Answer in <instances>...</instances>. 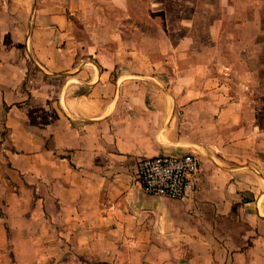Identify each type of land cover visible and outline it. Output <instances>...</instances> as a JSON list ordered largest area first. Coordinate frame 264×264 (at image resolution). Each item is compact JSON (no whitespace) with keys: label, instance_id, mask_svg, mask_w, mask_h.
<instances>
[{"label":"crops","instance_id":"crops-1","mask_svg":"<svg viewBox=\"0 0 264 264\" xmlns=\"http://www.w3.org/2000/svg\"><path fill=\"white\" fill-rule=\"evenodd\" d=\"M74 6L0 0V264H264L263 166L205 149L185 202L146 194L137 179L140 158L199 145L220 121L218 97L134 80L140 89L122 93L119 57L77 56ZM30 62L48 86L34 78L22 93Z\"/></svg>","mask_w":264,"mask_h":264},{"label":"rangeland","instance_id":"rangeland-1","mask_svg":"<svg viewBox=\"0 0 264 264\" xmlns=\"http://www.w3.org/2000/svg\"><path fill=\"white\" fill-rule=\"evenodd\" d=\"M121 1L115 6L113 0H93L90 7L73 0L77 56L103 63L107 57H119L115 70L125 77L120 83L122 93L129 86L131 93L140 89H134L133 80L158 94H168L175 86L212 92L218 97L214 111L218 108L220 121L195 137L203 146L180 143L175 152L194 151L199 157L207 149L227 158V152L238 151L237 158L247 160L244 165L251 163L255 170L264 167V161L257 159L264 158V0ZM132 55L138 58L131 60ZM37 68L29 63L19 92H27L34 78L48 86ZM132 69L147 77L128 76ZM184 69L185 79L179 81L177 72ZM1 77L5 78V71L1 74L0 68ZM87 90L81 86L78 92ZM126 98H131L129 91ZM227 105L234 106L236 123L230 120L231 109H221Z\"/></svg>","mask_w":264,"mask_h":264},{"label":"built area","instance_id":"built-area-1","mask_svg":"<svg viewBox=\"0 0 264 264\" xmlns=\"http://www.w3.org/2000/svg\"><path fill=\"white\" fill-rule=\"evenodd\" d=\"M195 152L161 153L138 160L136 175L144 193L185 202L199 189Z\"/></svg>","mask_w":264,"mask_h":264},{"label":"trees","instance_id":"trees-1","mask_svg":"<svg viewBox=\"0 0 264 264\" xmlns=\"http://www.w3.org/2000/svg\"><path fill=\"white\" fill-rule=\"evenodd\" d=\"M236 207V204L233 205V209Z\"/></svg>","mask_w":264,"mask_h":264}]
</instances>
